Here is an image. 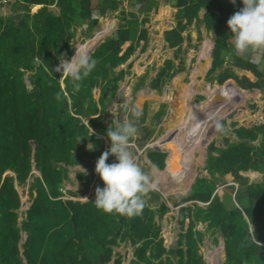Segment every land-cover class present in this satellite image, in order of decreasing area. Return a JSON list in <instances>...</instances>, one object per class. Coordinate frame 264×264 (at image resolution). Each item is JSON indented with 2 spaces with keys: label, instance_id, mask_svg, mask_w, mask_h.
I'll use <instances>...</instances> for the list:
<instances>
[{
  "label": "trees",
  "instance_id": "obj_1",
  "mask_svg": "<svg viewBox=\"0 0 264 264\" xmlns=\"http://www.w3.org/2000/svg\"><path fill=\"white\" fill-rule=\"evenodd\" d=\"M7 1L4 0V2ZM19 1L22 14L18 20L12 21L11 17L0 16V25H2L0 28V264H110V261L112 264H122L121 258L113 257V246L121 241H130L129 244L133 249L131 264H172L174 262L170 255L173 253L177 254L175 255L178 259L177 264H203L198 244L201 239L200 231H197L199 236H194L195 232L191 229L194 221L191 220L185 232L182 231L185 219H190L192 215H199L201 221L206 219L208 223L215 224L223 231L228 263H241L242 255L236 257L235 254L241 247L247 248L246 256L252 253L257 262L261 263V259L264 257L263 246L252 242L249 233L240 228V224L243 222L240 210L236 207L226 210L223 206L224 201L220 199L217 193L210 199L216 188L214 178L217 177L214 175L213 169L225 164L226 167L221 172L225 173L229 169L232 171L235 181L238 182L236 197L239 202H241L239 197L246 193L249 205H253L251 209H246L247 214L251 217L262 214L264 218V204L262 203L264 181H262L263 186L261 188H257L255 184L245 185L243 181L246 168L252 167V154L264 153V149H257L248 143L254 140V136L251 137L250 129L240 127L243 129L242 136H247L250 139L242 137L241 141L231 147L220 149L215 140L210 142L208 151L219 150V152L217 151L220 154L218 158L222 161L209 167L211 175L209 180L212 181L201 184L200 180L205 178H196L194 186L197 191L191 190L188 196L176 202V205H180L190 200L209 201L206 207L194 201L179 209L178 223L182 228H180V239L177 245H184L183 247L172 246L168 248L162 243V237L154 244V237L158 236L159 225H155L153 209L147 205V202L150 201L149 197L147 200L143 198L146 204L142 214L138 216L128 217L115 212L108 214L98 209L90 212L91 205L95 206L96 187L103 188L105 186L95 172L96 164L93 165L94 169L91 173L92 177L96 174L92 199L80 202L60 198L64 192L68 191L62 192L61 190L62 182L67 178L66 165L81 163L83 155L89 152L90 158L95 160L97 156H101L105 148L104 140L98 134L106 135L108 128L97 121L96 117L89 118L90 122H93L92 128H89L77 114L92 115L99 107L103 108L107 89L110 88L109 90L113 92L117 81L122 79L125 74H130L133 58L146 50L149 39L148 14L157 0H142L146 5L140 10V14L133 9L121 7L122 10L126 11H120L119 14L115 15L119 23L113 31V35H108L91 51V58L97 60L98 63L92 73L82 81H73L70 76H62L61 72L54 70L55 59L63 58L61 56L71 52L69 42L71 37L75 35V30L71 27L81 25L85 27L86 34L90 33L97 23V18L92 16L93 10H99L100 13L104 12L105 9L116 10L122 0ZM219 2L220 0H175L173 3V6L177 8L175 25L164 31V39L168 46L177 47L179 50L184 39L182 33L192 23L197 24L204 21L209 28L211 26L216 27L221 23L217 12ZM34 4L41 6L37 11L31 12V7ZM241 5H243L242 2L237 0L230 10ZM50 6H53L55 11L49 8ZM201 10H204L202 18L199 14ZM164 11L165 7L161 9V12ZM194 18L196 20L193 21ZM165 22L161 27L169 28L171 21H168V24ZM81 32L79 31V34ZM161 35L158 37L160 45L162 44ZM219 53L220 46L216 43L215 56ZM224 54L222 49V55ZM174 58L178 61L177 67H175ZM174 58L165 59L163 64L158 67L159 71L150 83L151 88H161L166 81L184 67L182 57H176L175 54ZM125 62H127V67L116 71V68ZM213 62L218 61L214 59ZM199 66L200 64L197 63V72L201 69ZM27 70H30L31 73L25 77ZM210 72H213V68ZM110 73L113 74L112 77L109 76ZM61 76L64 86L60 82ZM180 77L181 74L177 73L173 77V81L179 82ZM233 77L234 74L220 76L218 81L221 85L216 88H208L210 92H206L207 88L198 92L205 97L204 106L209 104L213 108L211 113L223 103L222 96L227 99L228 93L224 81ZM28 83L30 87H28ZM76 83L80 84L78 90L75 88ZM98 85L100 86L99 91L102 93L98 98L100 106L97 108L91 102L87 106H83L82 100L85 97L91 99L93 91L97 89ZM186 86L187 84H185ZM191 89V86H187L183 92L177 93L174 99H185ZM237 95L240 96L238 92ZM198 114L192 115L194 132L190 133L189 137L183 136L184 128L172 136L177 148L174 147L176 148L174 151L168 150L170 154L167 158V164L176 153L183 152L186 155L190 151L189 145L195 143L193 136L196 133L199 134L198 139L201 140L200 134L208 123L206 124L204 121L199 131L195 129L194 122ZM166 119L168 118L166 117ZM85 139L93 140L94 151L84 147L82 142ZM178 142L184 144L185 147ZM154 143H158V146H166L163 140L152 144ZM152 144L148 143V146H152ZM261 144H264V138ZM107 145L111 146V141ZM253 149L254 151L251 152ZM92 152L93 154L96 152L95 156L91 154ZM152 153L159 154L155 151ZM212 157L214 156L212 155ZM193 160L194 158L186 160L188 171L185 174H180L181 168L170 169L168 164L166 171L162 172L161 175L166 177L168 174L171 178L178 177L180 179L178 185H184L182 180H185L186 174H190L194 170L199 157L196 158L195 162ZM153 161L159 163L160 167H164L161 159L153 158ZM191 161L193 162L192 167ZM114 162H117L116 157L110 155L106 163ZM7 170L14 171L15 176L20 181L25 180L33 170L39 172V176H35L31 184V190L33 188L35 193L33 194V191L30 190L31 196L34 195L35 197L24 211L25 218L20 223V227L17 220L20 200L13 185V177L3 176ZM77 175L79 178L83 177L81 172H78ZM149 192L154 195L153 191ZM154 196L156 199L160 198L158 192ZM29 197L28 195V199ZM64 207H67L66 210L68 211L64 214L68 216L65 221H71L72 224L69 229L68 227L63 228V231L68 229L67 233L70 236L65 242V246L58 253L60 258L55 256L48 258L44 253L49 245L58 246L56 238L58 229L54 228L51 222L56 212L64 209ZM156 208L159 210V216L169 210L165 201H162ZM142 226L145 228H141ZM167 226L164 225L165 230ZM19 228L27 233L22 243V255L26 258L24 262L19 253ZM53 228L55 232L50 235L49 233ZM143 230H145L146 236L154 237L138 243L141 240L140 236ZM88 236L89 239L86 240ZM47 237H50L49 242H46ZM182 237H185V244L182 242ZM242 240L243 244H241ZM31 248L34 249L33 253H30ZM117 254L116 252L115 255ZM163 254L165 256H162ZM40 256L42 257L38 259L37 257Z\"/></svg>",
  "mask_w": 264,
  "mask_h": 264
},
{
  "label": "rangeland",
  "instance_id": "obj_2",
  "mask_svg": "<svg viewBox=\"0 0 264 264\" xmlns=\"http://www.w3.org/2000/svg\"><path fill=\"white\" fill-rule=\"evenodd\" d=\"M9 1V3H7ZM7 2H4V0H0V16L1 17H11L12 21L18 20L22 14V7L20 5V1L17 0L15 3V0H8ZM158 6L156 12L150 13L149 15V21H148V31H149V39H148V44L147 48L144 52L141 54H138L136 57L133 58V62L131 63L130 66V74H125L122 79H119L117 81L116 87L114 88V91L111 92L108 88L104 97V106L103 108H100V102L98 101L99 96L102 94L99 91L100 86H97V89L93 91V96L90 99L89 97H85V99L82 100L83 106H87L89 102L93 103L94 106H96L98 109L92 113V115H84V114H77L79 118L89 127L92 128L91 125L93 122H90L89 118L96 117L97 121H100L105 127L109 128L114 119L119 118L121 122L125 120H132L136 127L138 128V132L131 140L130 144V151L133 153L137 164L142 168V170L148 174L153 181L154 187L150 190L153 191V194L156 195V192L160 194V199L156 204V196L152 195L149 192V198L150 201L147 202L148 206L151 208H156L155 206H158V203L160 201H165V203L169 206L168 214L167 215H172L176 213L181 207L184 205L188 204V202L181 203L180 205H176V202L182 200L185 198L188 193L191 191V186L192 183L195 181V174L197 170H199V173L196 176L199 177H208L209 178V168L207 167L206 170V165L203 163V159L208 156L207 151L204 152V149L210 144V141L214 139L212 137L210 139L209 137H204L203 132L200 134L201 140H199V134L196 133L193 136V139L195 140V143L189 145V152L186 153V156L184 157L185 160L192 159L194 156H197L196 158L199 157L198 164L195 166L194 170L190 174L185 175V180H181L184 182V185H178V181L180 179L178 177L176 178H171L168 174H166V177L161 173L166 171V166L167 165V158L169 156L170 151H174L177 148L176 143L173 141V137L175 133L177 134L178 131H180L182 128H184L183 131V136H188L190 133H193V126L190 123V120L192 118V115L195 113H199L203 108H204V101L202 102H195L193 101V96L197 94L199 91L204 90L203 87H201L200 90L198 89H191L190 93L185 99H179L175 98V111H178L177 118H173L172 120L166 119L167 113L169 111V103L171 99H174L175 95L180 92H183L187 86H191L190 83V74L189 72L187 73V67L189 65V57L186 58V60H183V64L185 66V75L181 76V80L179 82L173 81V78L170 80L166 81L164 85L161 86V88H151L150 83L153 81V77L158 73V67L163 64L165 59H168L169 57H173V53L171 52V48L168 46V43L164 39V30L170 29L172 26L175 25V12L176 9L175 7L171 8L170 6V0H158ZM14 3V4H12ZM16 4V5H15ZM40 4L35 7L33 5L31 7V12H35L40 8ZM125 7L126 9H133L138 10L142 6H145V3H141L140 1H128V0H122V3L120 4L119 8L116 10L113 9H105L104 12L100 13L98 12L99 10H93L94 12V17L97 18V23L95 26L92 28L90 33L86 34L85 27L81 25H76L71 27V29L75 30V35L71 37V40L69 42V46L71 49L70 53L64 54L65 59H70L76 49L75 47H83L86 48L89 53H91L92 49L96 44H98L100 41H102L104 38H106L108 35L112 36L113 31L117 27L119 20L115 18L116 14H119L120 11H124L120 9V7ZM165 7V11L161 12V9ZM49 8L53 9L55 11V8L53 6H50ZM126 11V10H125ZM124 11V12H125ZM115 14V15H114ZM161 21H166L165 23L168 24V21H171V24L169 28H162L161 25H163L164 22L161 23ZM2 25H0V28ZM199 31L192 30L190 32V35L192 36L187 38V41L183 42V47L182 49H185L186 55L189 56L192 54L193 50V45L196 44L194 47L195 50L200 49L202 47V40L204 31V27L200 26L198 29ZM79 31H82L79 34ZM163 32V33H162ZM207 36H209L208 32H205ZM111 34V35H110ZM162 34V35H161ZM159 35L162 36V44H159ZM196 36V37H195ZM181 50V47L179 51ZM182 53V52H181ZM104 56V55H103ZM62 59V58H61ZM60 63V58L55 59V65L53 66V69L56 70V67ZM127 67V62L122 63L120 66L116 68V71L121 69V68H126ZM201 67V65L199 66ZM206 67V65H205ZM62 73V70L60 71ZM203 76V74H200ZM25 76H27V73H25ZM110 77L113 76V74H109ZM143 77V78H141ZM207 79V75L205 76ZM62 76L60 78V82L62 83ZM100 79V78H99ZM103 79H106V77H103ZM205 79V80H206ZM26 80V79H24ZM202 79H199L198 77V82H200ZM104 81L102 82V84ZM63 84V83H62ZM185 84L187 86L185 87ZM207 87L206 92H210V89L208 87H212L210 83L207 82V84L204 85ZM216 86V85H215ZM28 87H30L28 83ZM204 92V94H206ZM226 92L228 93L227 99L230 95H236V98L239 99L240 97L237 95V93H232L229 90L226 89ZM201 94V93H198ZM170 97V98H169ZM204 96L202 95H195L194 99L196 100H201L203 99ZM226 99V100H227ZM195 102V103H194ZM183 106H185L186 113L183 114L182 116V110ZM125 108V109H124ZM133 109L139 111L140 116L139 118H136ZM198 111H196V110ZM227 108H225L226 110ZM115 111L117 112V116L114 117L112 114ZM192 112V113H190ZM214 114H217L216 109L213 112ZM210 118V117H209ZM168 120V124H167ZM209 120V119H208ZM208 121L206 122V124ZM113 127L115 126L114 124L112 125ZM213 126H216L213 123ZM210 123L204 126L203 130L205 131H210ZM228 131H230V126L226 127ZM171 137V139H168ZM226 140L228 143L235 142L234 136H225ZM228 138V139H227ZM104 142L105 138L103 137ZM216 140L219 139L218 136L215 137ZM159 140H163V143L166 144V146H160L161 148L157 149ZM182 140V139H181ZM184 144L186 143L185 141H181ZM148 143H151L152 146H148ZM84 147L86 148H92V144L89 141H84L82 143ZM90 144V145H89ZM178 144H182L178 142ZM182 144L184 147L185 145ZM89 146V147H88ZM193 146V147H192ZM203 146V147H202ZM111 146H108L104 148L103 152L107 151L110 149ZM176 147V148H174ZM192 147V151H191ZM154 150H160L163 153L166 154V158H163L161 160H164L165 164L163 165L165 167H157V165L153 161V158H160L159 155L152 153ZM194 150V154H193ZM74 152H77V150H74ZM102 152V153H103ZM95 154V153H94ZM88 157H82L81 162L82 163H73L66 165L67 171L66 174L68 175V178L62 182L61 190L64 192L68 190L67 192H64L63 196H60L63 200H86L85 197L91 198L93 196V190L95 189V178L96 176L94 175L93 177L91 176V173L94 169L93 165H95L96 160L94 162L90 158V154H87ZM151 155V156H150ZM172 155V154H171ZM212 155V154H211ZM209 156L207 159V164L210 162L211 165L213 166V157ZM95 156V155H94ZM92 156V157H94ZM110 156V155H109ZM98 156L97 158H99ZM176 159V158H175ZM174 159V160H175ZM154 163H151V161ZM186 162V161H185ZM116 163V162H114ZM213 163V164H212ZM62 164V163H61ZM112 164V163H111ZM180 168L182 171H179L180 174H185L187 170V164H183L182 162H179ZM143 165V166H142ZM82 168V169H81ZM93 168V169H92ZM86 170V173L83 171ZM208 171V172H207ZM81 172L83 173V177H78L77 173ZM188 173V172H187ZM3 176H12L13 177V185L17 190L18 198L20 200V205L17 209L18 213V225L20 227V223L22 220L25 218V210L28 205L33 202V197H35L33 194L35 193L34 189L32 188L31 190V184L33 182V178L35 176H39V172L33 170L30 175H28L25 180L20 181L16 176L15 172L12 170H7L4 172ZM195 176V177H196ZM208 178H205L204 180H200L201 184H205L209 180ZM257 179V178H256ZM156 181V182H154ZM214 181H217V185L220 184V180L217 178H214ZM219 182V183H218ZM232 182L229 181L227 184H231ZM223 186H220L218 189V193L222 194L225 192L226 196L231 197L228 200V203H232L233 201V192L235 191L232 190L231 188H226L223 189ZM30 190L33 191V196L30 194ZM196 190L197 189H193ZM86 192L87 195H83ZM28 195L30 196L28 199ZM144 199L147 200V196H144ZM200 205H203L201 202H197ZM65 213H68L66 209L59 210L57 212V218L56 220H60L58 218H63V215ZM67 217V215H66ZM167 218V217H166ZM170 218V217H168ZM221 218V217H220ZM219 218V219H220ZM155 220H157V217H155ZM161 221V222H160ZM66 222V221H65ZM159 222L163 225H168L169 228H167L165 231L168 233H165L164 230L161 228V235L163 236L164 240L167 238L166 243L168 244V241L170 242V237L171 233L175 236L177 233L176 230L178 231L179 228L177 227V222L175 220H159ZM72 222L68 221V229L71 227ZM205 225V224H202ZM210 232L212 233V236H210L209 232H205L203 240L205 241V245L201 244L199 247V253L202 256V261L203 264H219L218 263V251L217 247L218 245H214V248L210 247L211 244V239H214V235L218 233V226H216L213 223H208L207 224ZM171 232V233H170ZM19 234H20V239H19V253L20 256H22V243L24 242L26 238V231L22 230L19 228ZM160 235V234H159ZM202 236V234H201ZM218 234L215 236L217 237ZM50 241V237L46 238V242ZM175 244V239H173V243ZM177 246H184V245H177ZM32 250L30 253L34 252V249L31 248ZM114 252H117L118 254L116 256H113L114 258H121V263L122 264H131L132 262L129 261V258L132 257V247L124 241H121L119 244L116 246H113ZM47 252L44 253L46 255ZM55 257L60 258L58 256V252H55ZM164 256V255H162ZM23 262L25 259H22ZM173 262L172 264H177V257L173 256L172 258ZM111 264V261H110Z\"/></svg>",
  "mask_w": 264,
  "mask_h": 264
},
{
  "label": "crops",
  "instance_id": "obj_3",
  "mask_svg": "<svg viewBox=\"0 0 264 264\" xmlns=\"http://www.w3.org/2000/svg\"><path fill=\"white\" fill-rule=\"evenodd\" d=\"M238 1L242 2V0H238ZM140 2L143 4L145 3L142 0H140ZM158 2L159 1L157 0L155 5L149 11L150 13L156 12V10L158 11V9H157ZM169 3H170V6H172L171 8L175 7V6H173V3H175V0H170ZM37 5L38 4H36L35 7H37ZM145 5H146V3H145ZM233 6H234V4L232 3V0H220L219 5L217 6L218 7L217 12H218L219 18L222 22L219 23L216 27L211 26L210 28L206 25V23L204 21H200L197 24L192 23L190 25V27L182 33V35L184 36V39L180 45L181 50L179 51V50H177V47H175V48L172 47L171 52L173 53L172 54L173 57H169V58H174L175 54H176V57H180V58L182 57V60H184V59L186 60V58L189 57V65L186 67H187V73L189 72V74H190V80H191L190 83H191L192 89L200 90L201 87H204V85L207 84V82L210 83L212 87L216 88L218 85H221V83H219V81H218L220 76H225L228 74H234L233 78L225 79V81H224L225 82V89L229 90L232 93L238 92L240 94V96H239L240 98L234 99L235 104H233L231 99H229V102H228L226 100V98H222L223 99V110L220 112V114L211 113L213 108L209 104L205 105L203 110H205L206 108H211L210 112H208L207 110H205V111L201 110L200 113L202 114L204 120H205L206 116L210 117L209 120L206 119V121H208V123H210L211 127H210V131L203 130L202 132L205 136L210 135V139L212 137H214V139H212L211 141L215 140L218 147L220 149H222V148H226V147H231L232 145L234 146L238 141H241L242 137H244L245 139H250L247 136H242L243 129H240V127H243L245 129H250L251 130V137L253 138V136H254V140L249 141L248 143L253 145L254 147H257V149H259V148L264 149V144H261V142L263 141V138H264V50L249 51V52H246L244 54H236L234 52L233 46L231 43L232 33L227 26V20L235 12L241 10L244 5H241L240 7L236 8L234 10H230ZM121 7H120V9H121ZM143 7H145V6H142L138 10H135V12L140 14L141 13L140 10H142ZM175 9L177 10L176 7H175ZM94 12L95 11L92 12L93 17H94ZM150 13L148 14V18H149ZM203 13H204V10L199 11L200 18L203 17ZM212 16H213V14H212ZM194 20H196V19L194 18L193 21ZM200 26L204 27V31L208 32L209 36H207L205 32L203 34H201L203 36L202 47L200 49L195 50L194 47L196 46V44H194L192 46L193 47L192 54L190 56H189V53H188V55H186L185 49H182L183 42L187 41V38L192 36V34L190 35V32L192 30L199 31L198 29L200 28ZM148 35H149V32H148ZM217 37H218V39H217ZM216 43H218L220 46V53L217 56H215V45H216ZM222 49H223V52L225 53L224 55H222ZM214 59L217 60L218 62L214 63L213 62ZM174 63H175V67H177L178 61L176 60V58H174ZM197 63H199L201 65V69L199 72H197ZM214 64L216 65L215 68H214ZM205 65H206V67H205ZM211 68H213V72H210ZM26 73L28 76L31 73V71L27 70ZM177 73L181 74V76L183 78V76L185 75V66L183 68H181V70L178 71ZM200 74H203V76ZM206 75H207V79L205 77ZM27 76H25V77H27ZM198 77H199V79H202L200 82H198ZM62 83H63V80H62ZM62 83H61V85L64 86V84H62ZM206 88L207 87H204V90ZM195 95H199V94H195ZM194 96H193V101H195V102H202L205 98L204 97L202 100H197V99L195 100ZM202 96H204V95H202ZM184 108H185V106H183L182 116H183V114L186 113V110ZM225 108H227V109L225 110ZM177 114H178V111H171V115L173 118H175V120L177 118ZM213 123L216 126H213ZM228 126H230V131H228L226 129V127H228ZM98 135L101 136L102 139H103V137L105 138L104 145H105V148L108 147L109 145H107V144L109 143L110 140L107 137V135H105V134H103V135L98 134ZM216 136L219 137L218 140L215 139ZM225 136H231V137L234 136L235 142L228 143ZM168 139H171V137H169ZM84 141H89L93 147V140L92 139H85ZM208 146L204 149V152L207 151L208 156L203 159V163L206 165V170H207V167L209 168L210 166H212L210 162L207 164V159H210L208 157L211 154L214 156L213 157V163L214 164L222 162L220 160V158H218L220 155L218 153L219 150H217L218 152L217 151H208ZM94 150L95 149L93 147V149H91V151H94ZM154 151L159 153L158 154L160 157L159 159L166 158V154L163 153L162 151H160V150H154ZM253 151H254V149L251 150V152H253ZM94 153H96V152H94ZM87 154H90V152L84 154L83 157H88ZM91 154L94 155L93 152ZM193 154H194V150H193ZM193 158H194L193 162H195L196 157L194 156ZM91 160L94 162V160L92 158H91ZM97 160H98V158H97ZM97 160H96V162H97ZM162 162L165 164L164 160H162ZM180 162H182V161H180ZM193 162L191 163V167L193 166ZM151 163H154V162L151 161ZM251 163H252V167L248 166L244 172L243 176H245V177H244L243 181L245 182V185L250 186V184H255V186L257 188H261V186H263L262 181H264V153H262L260 155H253L252 154ZM155 164L158 167L159 163H155ZM165 166L167 167L166 164H165ZM224 167H226L225 164H222V165L218 166L216 169H213L214 175L217 177L218 180H220L219 182H221V181L222 182L217 185V181H214L216 188L212 192L210 199L213 197V195L215 193H217L219 195L220 199L224 201L223 206H224V208H226V210H229L232 207L238 208L240 210L242 220H243V222L240 224V228L243 231L249 233L250 239L252 242H254L255 244L263 246V249H264V218H263V215L261 214V215L256 216V217H251L250 215L247 214L246 209H248V210L251 209V206L253 207V205H249V199H248V196L246 193L243 196L239 197L241 200V202H239L238 198L236 197V190L238 188V182L235 181L233 174H232V171H230V169L225 173L221 172ZM35 171H37V170H35ZM237 171H238V169H237ZM239 172H243V171H239ZM198 173H199V170H197L195 176ZM208 174H209V178L208 177H204V178L210 179L211 175H210V173H208ZM95 176H96V174H95ZM195 176H194V178L196 181V178H198L199 176H196V177ZM67 178H68V175H67ZM66 179H64L63 181H65ZM195 181L192 183L191 190H193L195 188V186H194ZM229 181H231L232 183L227 184V182H229ZM220 186H223L224 187L223 189L231 188V191L235 189V191L233 192V201L234 202H232L230 204L228 203V200L231 197L226 196L225 192H223L222 194L218 193V189L220 188ZM83 195H87L86 192ZM144 196H143V198H144ZM146 196L149 197V194L147 193ZM93 197H94V195L91 196V198L86 197L87 198L86 200H77V201L85 202V201L92 199ZM159 199L156 200V204L159 201ZM71 201H75V200H71ZM194 201L195 200H190L189 202L186 201V202H188V204L186 206L190 205ZM161 202L162 201H160L158 203V205ZM195 202H201V203H203V205H201V206L206 207V205L209 201L208 202H202V201L198 200ZM262 203L264 204V199H263ZM64 206H66V204H64ZM66 208L67 207H64V209H66ZM96 209L97 208L95 206L91 205V211L90 212H93ZM152 209L154 212V219H155V217H157V220H155V225H159L158 236L157 237L146 236V234H145L146 232H145V230H143L141 232L142 234L140 236L141 240H139L138 243H142V242L149 240V239H152L154 237V244H156L157 240L162 237V243L164 245H166V247L170 248L172 246L173 247L177 246L178 241L180 239V236H179V234L181 232L180 228H182L178 223L179 210L176 211L175 214L172 213L173 215H170L169 216L170 218H168V215H167L168 211L163 212V214L161 216H159V212H158L159 210H156L157 208H155V209L152 208ZM57 212H56V215H57ZM56 215L54 216V219L52 220L51 223L54 225V228L58 229V233L56 235L57 236L56 238L58 240L57 241L58 246L49 245L48 249L46 250L47 255H45L48 258H49V256H55L54 255L55 252L59 253V251H61L62 248L65 246V242L67 241V239L70 236V234L67 233L68 229L65 230V232L63 231V228L68 227L67 221L65 222V220L68 219V216L66 217L65 215H63V218H58V219H60L58 221L55 219V218H57ZM164 219L165 220H169V219L175 220L178 224L177 227L179 228L178 231L176 230L177 233L175 234V236L173 235V233L170 232L171 233V237H170L171 241L170 242L168 241V244L166 243L167 238H165L166 240H164L163 236L160 233L161 228L164 230L165 233H168L167 231H165V229L163 228V225L160 223L161 221L159 222V220L163 221ZM191 220L194 221V225H192V227H191L192 231L195 232L194 236H199L197 231H200V235L202 233V236H200L201 239L198 241L199 247L201 244L205 245V241L203 240L205 232H209L210 236H212V233L210 232V230L207 226L208 221L206 219L201 221V218L199 215H192L190 219H185L184 224H183L184 229L182 230L183 232H185V229L188 228L189 222ZM202 224H205V225H202ZM251 224H252L253 229L251 227ZM233 227H236V226L233 225ZM54 228L49 233L50 235L55 232ZM141 228L144 229L145 226H142ZM167 228H169V226H167L166 229ZM217 234H218V236L215 237ZM217 234L214 235V239H211L210 247L214 248V245L215 246L218 245V247H217V251L219 253L218 263L219 264H233V263H228V261L226 259L227 256L225 254L226 251H225V247H224L225 234L223 233V231L220 228H218ZM74 237L75 236L73 235V238ZM185 237H187V236H185ZM185 237L181 238L182 242L184 244H185ZM82 239H84V238H82ZM87 239H89V236L86 238V240ZM173 239H175V244H172ZM124 242H127L128 244L130 243V241H124ZM243 243L244 242L242 240L241 244H243ZM18 246H20L19 243H18ZM253 250H256V249L253 248ZM21 251H23V248H21ZM246 251H247V248H245V247H241L240 250H238L237 252L235 251L236 257L238 255H242L240 264H264V257L261 259L262 262L260 263V262H257L256 258L252 255V253H250L249 256H246L245 255ZM115 253L116 252H114V250H113V256H116ZM175 255H177V254H175V253L171 254L170 258L172 259L173 256H175ZM42 256H44V255H42ZM42 256L37 257V258L40 259ZM23 258L26 260V258L24 256H23ZM130 259L131 258H129V261H130ZM111 264H112V261H111Z\"/></svg>",
  "mask_w": 264,
  "mask_h": 264
},
{
  "label": "clouds",
  "instance_id": "obj_4",
  "mask_svg": "<svg viewBox=\"0 0 264 264\" xmlns=\"http://www.w3.org/2000/svg\"><path fill=\"white\" fill-rule=\"evenodd\" d=\"M235 2L236 0H232L233 4ZM242 3L243 8L227 20V26L232 33L233 50L236 54L264 50V0H242ZM75 49L76 51L70 59L61 56L63 58H60L56 71L62 70V76H70L73 81H82L92 73L98 61L91 58L86 48L75 47ZM79 87L80 84L76 83L75 88L78 90ZM222 98L225 97L222 96ZM205 110L210 112L211 108ZM205 110L202 109V111ZM112 112L114 115L117 114L115 111ZM133 113L136 118H139V111L133 109ZM207 118L209 119L206 116L204 120L199 112L194 122L195 129L199 131ZM112 125L106 133L111 141V147L101 154L95 165V172L105 186L103 188L96 187L94 204L98 210L108 214L115 212L128 217L138 216L142 214L146 204L143 196L154 187V184L150 176L137 164L130 151L131 140L138 132L135 123L132 120L121 122L117 118L113 120ZM109 155H114L117 162L106 163ZM83 171L86 173V170L83 169ZM85 199L87 198L85 197Z\"/></svg>",
  "mask_w": 264,
  "mask_h": 264
},
{
  "label": "bare ground",
  "instance_id": "obj_5",
  "mask_svg": "<svg viewBox=\"0 0 264 264\" xmlns=\"http://www.w3.org/2000/svg\"><path fill=\"white\" fill-rule=\"evenodd\" d=\"M205 87V86H204ZM203 87V88H204ZM229 99H231L232 100V102H233V104H235V100L234 99H237L236 98V95H230L229 97H228V99H227V101L229 102ZM175 106H176V104H175V99H172L171 101H170V103H169V111H168V115H167V118L169 119V120H172L173 119V117H172V115H171V111H174L175 110ZM223 110V103L216 109V112L218 113V114H220V112ZM190 123H191V125L193 126V124H192V118H191V120H190ZM209 124V123H208ZM193 132H194V130H193ZM204 137H209V136H205V135H203ZM186 155L183 153V152H178V153H176L175 155H173V157H171V159H170V161H169V168L170 169H177V168H180L179 166H180V164H179V162L180 161H182V163L184 164L185 163V157ZM176 158V159H175ZM175 159V160H174ZM167 164V165H168Z\"/></svg>",
  "mask_w": 264,
  "mask_h": 264
},
{
  "label": "water",
  "instance_id": "obj_6",
  "mask_svg": "<svg viewBox=\"0 0 264 264\" xmlns=\"http://www.w3.org/2000/svg\"><path fill=\"white\" fill-rule=\"evenodd\" d=\"M113 115H114V114H113ZM116 116H117V114L114 115V117H116ZM157 149H159V147H157ZM158 167H159V165H158Z\"/></svg>",
  "mask_w": 264,
  "mask_h": 264
}]
</instances>
